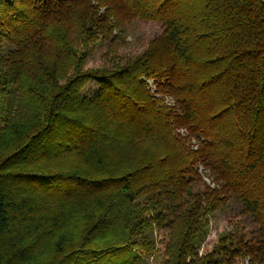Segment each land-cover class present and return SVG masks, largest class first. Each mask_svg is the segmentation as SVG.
I'll return each mask as SVG.
<instances>
[{
    "label": "trees",
    "instance_id": "16d2710c",
    "mask_svg": "<svg viewBox=\"0 0 264 264\" xmlns=\"http://www.w3.org/2000/svg\"><path fill=\"white\" fill-rule=\"evenodd\" d=\"M134 21L163 30L126 56ZM246 261L264 264V0H0V264Z\"/></svg>",
    "mask_w": 264,
    "mask_h": 264
},
{
    "label": "rangeland",
    "instance_id": "374dc122",
    "mask_svg": "<svg viewBox=\"0 0 264 264\" xmlns=\"http://www.w3.org/2000/svg\"><path fill=\"white\" fill-rule=\"evenodd\" d=\"M161 24L157 22H131L126 26L125 32H122L123 36H125V42L121 44L119 47L121 53L123 55H135L143 51L148 43V41L155 37L156 35L162 32ZM121 35V34H120ZM104 53V49L101 47H96L92 52L89 53L88 57V67L97 65L101 62V56ZM154 85L152 84V87ZM165 101L172 102L171 97H166ZM184 132V129L180 130ZM206 176V174L204 175ZM207 181V178H205ZM210 182V181H207ZM229 219H239V217H235L234 213L228 210V213L218 212L214 216L211 217L210 222V233L201 249V252L212 249L215 242L218 239V235L226 230H232L233 224ZM234 223L236 221H233ZM248 229H251V226L248 225ZM160 237V236H159ZM245 263L242 264H246Z\"/></svg>",
    "mask_w": 264,
    "mask_h": 264
}]
</instances>
